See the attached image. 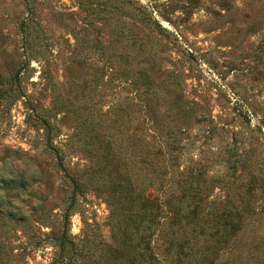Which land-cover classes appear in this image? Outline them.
<instances>
[{"label":"rangeland","instance_id":"rangeland-1","mask_svg":"<svg viewBox=\"0 0 264 264\" xmlns=\"http://www.w3.org/2000/svg\"><path fill=\"white\" fill-rule=\"evenodd\" d=\"M119 179L197 184L264 264V0H0V264H107Z\"/></svg>","mask_w":264,"mask_h":264},{"label":"trees","instance_id":"trees-1","mask_svg":"<svg viewBox=\"0 0 264 264\" xmlns=\"http://www.w3.org/2000/svg\"><path fill=\"white\" fill-rule=\"evenodd\" d=\"M54 152L59 167L72 184L71 205L80 184L78 178L63 166L60 153L56 149ZM196 174L190 170L184 175L197 178ZM157 181L153 180L158 192L154 197L147 195L142 186L128 180H115L103 187L111 204L108 215L111 242H96L103 250L105 262L219 264L220 251L225 249L224 243L233 228V221L227 219V212H222L220 217L224 220L219 223L213 207L205 208V202L199 195L201 188L197 184L193 187L178 184V192H175ZM68 215L66 211L65 221Z\"/></svg>","mask_w":264,"mask_h":264}]
</instances>
